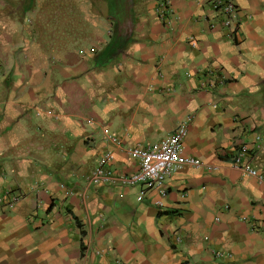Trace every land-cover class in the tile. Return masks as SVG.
Masks as SVG:
<instances>
[{"label": "crops", "instance_id": "0c3cea01", "mask_svg": "<svg viewBox=\"0 0 264 264\" xmlns=\"http://www.w3.org/2000/svg\"><path fill=\"white\" fill-rule=\"evenodd\" d=\"M234 3L223 27L209 0L163 19L157 0H0V195L19 196L0 197V264H264L263 187L231 163L245 144L264 175V0ZM182 120V151L216 169L137 199L101 127L127 145Z\"/></svg>", "mask_w": 264, "mask_h": 264}, {"label": "built area", "instance_id": "2783aa9c", "mask_svg": "<svg viewBox=\"0 0 264 264\" xmlns=\"http://www.w3.org/2000/svg\"><path fill=\"white\" fill-rule=\"evenodd\" d=\"M211 7L219 12V23L223 27H228L231 17L235 12L234 0H209ZM171 11V0H157L156 13L159 19L166 17V14ZM189 44L195 46V41L190 38ZM207 71L212 74V68ZM219 76V75H218ZM219 78V77H218ZM186 120L180 121L167 134L150 142H133L125 145L121 137L109 130L107 125L101 127L102 137L105 142L120 148L126 154L137 161V167L131 172L122 175V180L127 184H139L137 199H140L145 189L157 185L162 179L174 172L180 166H203L205 170H214L216 166L210 163H202L195 155L184 153L182 151L183 139L186 134ZM248 146L245 144L235 148L231 163L237 167L242 174L251 175L257 178L262 184L264 191V175L255 168L247 155ZM113 155L111 147H105L100 153L95 166L90 171L89 180L92 182L105 181L110 177L111 171L104 166ZM68 191L69 190H65ZM80 195H84L85 191H79ZM164 195L163 190L160 191L159 197L155 199V204L160 206ZM3 197L7 204L12 205L19 199L17 194L4 191ZM175 239H180L175 235ZM216 254H221L222 251H215ZM222 254L227 255L228 252ZM118 264V262L116 261Z\"/></svg>", "mask_w": 264, "mask_h": 264}]
</instances>
